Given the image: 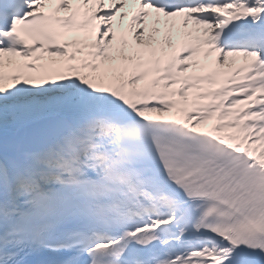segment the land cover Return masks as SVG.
I'll return each instance as SVG.
<instances>
[{
    "label": "snow or ice",
    "instance_id": "6c2138e0",
    "mask_svg": "<svg viewBox=\"0 0 264 264\" xmlns=\"http://www.w3.org/2000/svg\"><path fill=\"white\" fill-rule=\"evenodd\" d=\"M0 264H264V0H0Z\"/></svg>",
    "mask_w": 264,
    "mask_h": 264
},
{
    "label": "bare ground",
    "instance_id": "6f19581e",
    "mask_svg": "<svg viewBox=\"0 0 264 264\" xmlns=\"http://www.w3.org/2000/svg\"><path fill=\"white\" fill-rule=\"evenodd\" d=\"M191 42H194V41H191Z\"/></svg>",
    "mask_w": 264,
    "mask_h": 264
}]
</instances>
